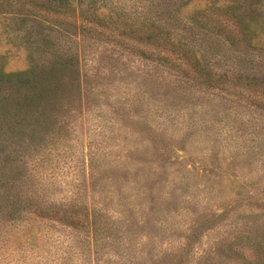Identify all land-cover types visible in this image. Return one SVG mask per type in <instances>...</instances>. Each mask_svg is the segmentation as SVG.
I'll return each mask as SVG.
<instances>
[{"label": "rangeland", "instance_id": "1", "mask_svg": "<svg viewBox=\"0 0 264 264\" xmlns=\"http://www.w3.org/2000/svg\"><path fill=\"white\" fill-rule=\"evenodd\" d=\"M77 1L0 0V106L51 80L0 128V219L42 195L0 264H264V54L196 0Z\"/></svg>", "mask_w": 264, "mask_h": 264}, {"label": "trees", "instance_id": "2", "mask_svg": "<svg viewBox=\"0 0 264 264\" xmlns=\"http://www.w3.org/2000/svg\"><path fill=\"white\" fill-rule=\"evenodd\" d=\"M79 9L82 6V3L80 0L77 1ZM203 4L204 7H201L200 5ZM197 6H200L203 10H205L206 14L214 12L215 15H208L207 18L204 19V25L202 26L205 30H213L218 27L219 24H221V21L228 20L232 24V26L235 29V32L237 33V36L239 41H241L244 45L251 48L253 51H255V54L258 55L260 53L264 54V0H196L194 3V10H198L199 8ZM3 17V15H2ZM18 17V16H13ZM5 18V17H4ZM85 22V21H84ZM168 41L172 44H177L178 46L179 41L178 38L175 36H171L168 38ZM196 53V52H194ZM198 58V55L195 56ZM194 57V58H195ZM198 60V59H195ZM30 72V71H28ZM18 73H23L21 75L22 78H20V82L17 84L16 88L12 90V92L8 93L7 95L3 96L5 100L9 103L10 100H13V102H17L16 105L13 104V102L9 103L13 109L10 110L8 108L7 104H2L3 107L0 106V128L7 127V126H16L19 122L18 120H15L14 118L20 113L24 112L26 110V107L29 105L22 104L23 100H26L27 103L29 101L32 103L36 99L37 102L41 99L44 92H40V90H44L45 84L49 86L50 83V77L47 76L49 74L45 73L44 70H35L32 72V75L29 76L26 74L24 70L16 71L14 74L16 77H20ZM13 74V73H12ZM0 76H5L4 74L0 73ZM1 78V77H0ZM10 78V77H9ZM8 78V79H9ZM34 82L36 84L34 85ZM46 85V86H47ZM38 86H41L36 91H39L35 93L34 95H31L32 90L34 88H37ZM224 89H226V86H221ZM239 91L242 92V89ZM31 95V96H29ZM14 111V112H13ZM24 117V116H23ZM21 117V118H23ZM38 159H36L34 162H36ZM40 161V160H39ZM12 164V163H10ZM25 172H23L22 177H29L32 175V170L29 168L24 169ZM44 173L43 171L38 174V177L41 178ZM90 175V173H89ZM19 175H17L18 177ZM18 178H21L20 176ZM43 189V187H42ZM25 191V192H24ZM40 191V190H39ZM42 191V190H41ZM46 191V190H45ZM44 191V193H45ZM21 195L22 200H19V202L13 201L12 207L9 206V210L7 214H5V218L0 219L3 230H1V233L7 232L9 229L13 228L14 225H24V220L27 219L25 216L29 213L30 207H32L30 204V201L36 200L38 196L41 195L40 192H37V190L30 192H26V190H22V193L19 192V196ZM9 197V195L7 196ZM42 197V195H41ZM53 205L54 203H50ZM74 206V205H73ZM33 211H36L38 213V210L34 209ZM24 217H23V216ZM100 219L98 218V214L96 212H91V221H90V227L92 229V235L94 233H97L100 230L99 224ZM263 256H264V249H263ZM257 264V263H256Z\"/></svg>", "mask_w": 264, "mask_h": 264}]
</instances>
